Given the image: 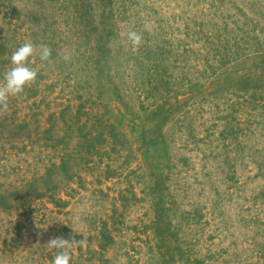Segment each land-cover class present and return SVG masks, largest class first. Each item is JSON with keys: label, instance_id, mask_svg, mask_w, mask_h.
<instances>
[{"label": "rangeland", "instance_id": "1", "mask_svg": "<svg viewBox=\"0 0 264 264\" xmlns=\"http://www.w3.org/2000/svg\"><path fill=\"white\" fill-rule=\"evenodd\" d=\"M29 40L0 264H264V0H0V83Z\"/></svg>", "mask_w": 264, "mask_h": 264}, {"label": "clouds", "instance_id": "2", "mask_svg": "<svg viewBox=\"0 0 264 264\" xmlns=\"http://www.w3.org/2000/svg\"><path fill=\"white\" fill-rule=\"evenodd\" d=\"M126 40L130 45L139 50L144 43L142 32L130 29L125 33ZM39 48V59L48 61L51 57V48L48 45H34L32 41H25L18 47L10 57V67L3 74V83H0V111H6L10 97L21 94L26 86L35 83L37 71L28 66L30 57ZM50 249L56 250L51 264H70L71 247L73 245L79 247L84 243L82 240H76L73 236L64 237L62 235H50L45 242Z\"/></svg>", "mask_w": 264, "mask_h": 264}]
</instances>
